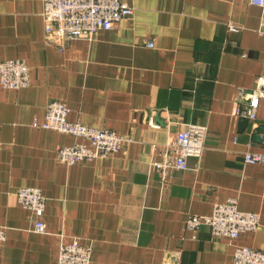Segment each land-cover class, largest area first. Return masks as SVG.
<instances>
[{"label":"crops","instance_id":"0c3cea01","mask_svg":"<svg viewBox=\"0 0 264 264\" xmlns=\"http://www.w3.org/2000/svg\"><path fill=\"white\" fill-rule=\"evenodd\" d=\"M135 9L92 39L67 46L45 37L42 0H0V61L24 60L30 85H0V264H58L61 242L92 248L91 264H234L237 247L264 250V99L257 119L236 115L242 91L264 76V8L250 0H123ZM149 42L153 46H148ZM53 99L68 121L131 138L125 152L67 166L61 147L82 142L36 126ZM207 127L206 150L164 178L152 166L185 127ZM46 198L37 217L17 197ZM238 200L260 214L257 231L219 239L190 215Z\"/></svg>","mask_w":264,"mask_h":264},{"label":"built area","instance_id":"2783aa9c","mask_svg":"<svg viewBox=\"0 0 264 264\" xmlns=\"http://www.w3.org/2000/svg\"><path fill=\"white\" fill-rule=\"evenodd\" d=\"M42 17L45 37L49 43L67 46L72 41L92 39L100 30H109L123 20H133L135 9L123 0H42ZM264 8V0H250ZM152 47L153 43L149 42ZM0 85L5 90H21L30 85V67L24 60L0 61ZM241 101L245 106H237L235 113L250 121L257 119L260 102L264 99V76L257 79L256 86L248 92L242 91ZM70 110L63 101L53 99L45 108V120L37 124L46 129L56 130L80 138L82 142L63 146L58 151L61 163L72 166L90 163L111 154L125 152L131 138L108 129L85 126L68 121ZM207 127L200 124H186L163 148L161 162H153L161 175L166 178L174 171L188 170V159L201 158L206 150ZM246 163H264V154L247 152ZM20 204L34 212L37 217L34 231L46 233V225L41 217L45 211L46 198L36 188H20L17 191ZM261 224L260 214L239 209L238 200L230 198L216 203L209 216L190 215L187 230L198 232L203 226L211 228L215 238L235 240L246 232H255ZM7 239V228L0 226V246ZM92 248L83 246L79 240L61 242L58 264H91ZM234 264H264V250L237 247Z\"/></svg>","mask_w":264,"mask_h":264}]
</instances>
